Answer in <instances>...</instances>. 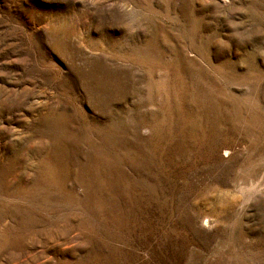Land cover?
I'll return each instance as SVG.
<instances>
[{
  "label": "rangeland",
  "instance_id": "1",
  "mask_svg": "<svg viewBox=\"0 0 264 264\" xmlns=\"http://www.w3.org/2000/svg\"><path fill=\"white\" fill-rule=\"evenodd\" d=\"M0 264H264V0H0Z\"/></svg>",
  "mask_w": 264,
  "mask_h": 264
}]
</instances>
